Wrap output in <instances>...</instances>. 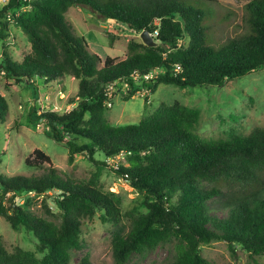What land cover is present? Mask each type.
Listing matches in <instances>:
<instances>
[{"label": "trees", "instance_id": "1", "mask_svg": "<svg viewBox=\"0 0 264 264\" xmlns=\"http://www.w3.org/2000/svg\"><path fill=\"white\" fill-rule=\"evenodd\" d=\"M211 0H7L0 5V39L12 22L27 36L30 52L13 59L5 49L0 72L24 81L37 92L36 79L45 83L66 76L78 80L69 111L46 110L37 115L49 123L45 134L63 143L68 161L85 154L96 166L95 177L106 167L105 157L127 154V165L113 171L144 196L145 211L133 214L128 230L121 224V199L89 183L60 175L50 157L35 148L25 164L48 167L41 173L0 174V217L16 229L23 226L43 252L16 247L8 253L0 241V264H68L81 248V219L98 216L110 222L114 264H126L134 253L145 255L173 242L167 264H212L199 252L201 243L222 239L240 245L250 255L264 254V128L227 140L204 139L194 133L199 111L179 103L161 102L136 124L111 125L105 118L108 86H126V100L139 91L137 80L153 93L161 83L180 88L223 86L264 66V0H249L245 31L223 42L212 35L215 11ZM87 8L97 17L126 25L130 30L158 35L154 46L128 43V55L103 60L83 36L74 32L65 12ZM152 72L150 79L143 76ZM8 104L0 94V122ZM1 154V151H0ZM47 190L60 211V223L35 215L23 193ZM47 212H50L47 209ZM78 264H94L88 257ZM252 264H260L253 260Z\"/></svg>", "mask_w": 264, "mask_h": 264}, {"label": "rangeland", "instance_id": "2", "mask_svg": "<svg viewBox=\"0 0 264 264\" xmlns=\"http://www.w3.org/2000/svg\"><path fill=\"white\" fill-rule=\"evenodd\" d=\"M248 1L211 0L215 11V17L211 21L215 40L223 42L245 31L244 5ZM65 17L73 26L75 34L83 36L89 48L102 60L107 55L121 60L129 54V42L143 43L141 32L132 31L112 19L103 20L85 7L71 6L65 12ZM7 31V37L0 39V60L5 49L13 59L20 61L30 52L28 38L12 22H9ZM138 84L139 91L127 100V90L110 88L111 97L106 102L105 111L109 124H136L164 102L169 105L179 103L197 109L199 119L193 131L204 139L227 140L233 136H247L254 128H264V66L234 78L223 86L180 88L161 83L150 93L141 82ZM36 85L37 92L34 93L31 85L6 78L0 72V94L8 104V112L4 121L0 122V174L30 176L41 173L48 167V163H43L38 168L25 164V158L33 149H41L50 157L51 165L60 175L84 183L94 180L96 187L103 192L118 195L122 209L120 222L128 230L133 214L144 212L145 207L142 206L144 196L112 169L116 164L127 165V154L108 158L95 152V157L107 164L99 171L98 177H95L96 166L85 154H76L73 161L69 162L65 145L55 142L45 134L50 125L44 119H37V115L46 110L52 111L53 105L59 107L58 113L70 110V101L75 99L78 80L70 76L49 83L36 79ZM22 195L23 197L16 200L18 204L27 203L28 209L35 215L56 224L60 223V211L53 200V191L47 190L42 195L34 192ZM113 229L110 222H101L97 215L82 218L79 235L81 248L71 252L68 264H78L84 256L94 264H114L111 248ZM0 241L8 253L20 247L33 251L37 257L43 254L31 232L23 226L12 228L3 217H0ZM173 245L171 241L159 245L145 255L134 253L126 264H167ZM199 252L212 264H252L253 260L264 264V254L250 255L237 244L230 248L222 239L201 243Z\"/></svg>", "mask_w": 264, "mask_h": 264}, {"label": "built area", "instance_id": "3", "mask_svg": "<svg viewBox=\"0 0 264 264\" xmlns=\"http://www.w3.org/2000/svg\"><path fill=\"white\" fill-rule=\"evenodd\" d=\"M7 2V0H0V5H2V4H4V3H6ZM152 37H156L157 35H158V31L155 29L154 31H153V33L152 34H150ZM3 73V72H2ZM152 76H153V73L152 72H150V73H148L147 75H144L143 76V80H147V79H150V78H152ZM133 79L134 80H137L138 82L139 81H141L136 75H134L133 74ZM113 87V85H109L108 86V96L109 97H111V92H110V88H112ZM115 88V87H114ZM123 88L124 89H126V86H123ZM107 101H109V100H107ZM106 101V102H107ZM52 111H55V112H59V107L57 106V105H53V109H51ZM66 111H69L68 109L66 110ZM66 111H63V112H66ZM1 155V154H0ZM7 197L6 196H4L3 194H2V192L0 191V200H3V199H6Z\"/></svg>", "mask_w": 264, "mask_h": 264}, {"label": "water", "instance_id": "4", "mask_svg": "<svg viewBox=\"0 0 264 264\" xmlns=\"http://www.w3.org/2000/svg\"><path fill=\"white\" fill-rule=\"evenodd\" d=\"M140 38L142 42L147 46H154L157 44V42L153 39V37L146 30L140 33Z\"/></svg>", "mask_w": 264, "mask_h": 264}, {"label": "crops", "instance_id": "5", "mask_svg": "<svg viewBox=\"0 0 264 264\" xmlns=\"http://www.w3.org/2000/svg\"><path fill=\"white\" fill-rule=\"evenodd\" d=\"M107 20H111V19H107Z\"/></svg>", "mask_w": 264, "mask_h": 264}]
</instances>
